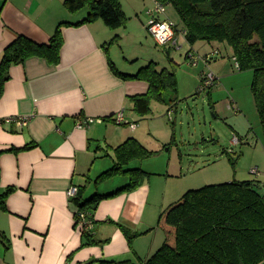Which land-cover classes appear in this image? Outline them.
<instances>
[{
	"label": "crops",
	"instance_id": "crops-1",
	"mask_svg": "<svg viewBox=\"0 0 264 264\" xmlns=\"http://www.w3.org/2000/svg\"><path fill=\"white\" fill-rule=\"evenodd\" d=\"M64 3L0 0V67L5 49L19 35L46 44L61 22L74 24L84 18V13H69ZM119 3L127 17L124 27L111 29L99 19L81 25L66 24L61 29L63 44L57 62L33 56L8 69L9 78L0 96V120H29L22 128L15 121L0 125V194L6 188L13 189L5 206H0V264H141L160 247L157 239L151 240V232L158 229L157 218L173 200L167 198L172 195L168 196L158 181L146 178L135 190L98 201L92 214V232L97 241H106L103 247H81V231L67 197L70 186L81 189L83 202L125 186L128 177L124 175L119 176L125 182L114 188L103 186L109 179L98 182L97 178L113 166L115 149L127 139L149 144L140 135L154 104L167 106L169 114L173 110L172 105L154 100L145 115L135 110L134 97L147 95L149 83L123 75H136L150 62L132 64L125 42L131 35L149 34V1L142 0L138 8L144 20L137 12L127 11L123 0ZM180 27L177 35L184 39ZM197 43L210 47L201 60L219 52L217 46L203 41L190 46ZM118 44L123 45L122 57ZM218 56L208 64L217 62ZM227 109L236 112L231 103ZM119 112L124 115L120 125L114 120ZM83 118L95 122L79 128ZM132 123L137 124L135 129L130 127ZM156 142L167 145L165 140ZM106 156L112 158L107 168L102 162Z\"/></svg>",
	"mask_w": 264,
	"mask_h": 264
},
{
	"label": "trees",
	"instance_id": "trees-1",
	"mask_svg": "<svg viewBox=\"0 0 264 264\" xmlns=\"http://www.w3.org/2000/svg\"><path fill=\"white\" fill-rule=\"evenodd\" d=\"M155 1L165 8L173 7L181 23L180 32L189 45L198 41L220 43L230 50L231 58L237 60L238 71L252 72L251 90L264 136V0ZM64 4L69 13H84V18L74 24L61 22L46 44L19 35L3 54L0 96L11 65L33 56H44L53 63L58 61L63 44L61 29L66 24L81 25L99 19L107 27L117 29L124 27L127 21L118 0H65ZM162 19L169 20L167 15ZM175 28L178 31L177 24ZM156 66L150 62L136 75L120 73L126 78L144 79L149 83L148 94L133 99L135 110L141 115L150 111L153 100L166 105H173L177 100L174 72L165 68L159 70ZM114 152L113 166L97 181L124 175L128 183L113 193L96 194L85 202L81 201L79 188L72 199L75 219V208L91 210L93 214L100 199L135 190L146 179L147 172L137 167L130 169L129 165L154 152L134 138L127 139ZM12 191L6 188L0 194L1 207L5 206ZM157 226L165 232L164 242L141 264H264V183L234 180L188 190L160 213ZM131 240L129 237L130 243ZM81 241V247L106 244V241H97L92 230L82 231Z\"/></svg>",
	"mask_w": 264,
	"mask_h": 264
},
{
	"label": "rangeland",
	"instance_id": "rangeland-1",
	"mask_svg": "<svg viewBox=\"0 0 264 264\" xmlns=\"http://www.w3.org/2000/svg\"><path fill=\"white\" fill-rule=\"evenodd\" d=\"M141 1L123 0L127 11L137 12L144 20L145 16L139 14L138 9ZM148 1L147 10L154 7L152 0ZM166 15L169 21L181 25L172 6L166 7ZM132 25L137 27L136 23ZM133 36L127 37L125 42V52L132 56L129 61L138 66L152 61L157 63L159 70L166 68L174 72L177 100L171 106V115L166 112L167 106L164 108L158 103L154 108L152 106L140 135L149 144L139 142L154 153L135 160L129 165L130 169L140 166L148 173L146 178L158 181L164 192L167 190L168 196L172 195L167 197L172 202L186 191L206 185L234 180L264 182V136L251 90L252 72L236 70L230 50L220 43H212L220 52L217 62L206 64L200 57L209 50L208 45L197 43L191 47L177 35V46L168 48L158 45L147 32ZM122 46H116L121 47L118 51L121 57ZM187 55L193 56L192 59ZM210 71L218 78L216 84L200 90V73ZM228 103L236 108V112L227 109ZM234 136L238 138L236 143H232ZM157 139L165 140L167 145H157ZM102 162L109 167L112 158L103 157ZM252 168H257V173L253 174ZM123 182L125 179L116 175L103 186L114 188ZM157 228L151 232V240L157 239L161 246L165 232L161 227Z\"/></svg>",
	"mask_w": 264,
	"mask_h": 264
},
{
	"label": "built area",
	"instance_id": "built-area-1",
	"mask_svg": "<svg viewBox=\"0 0 264 264\" xmlns=\"http://www.w3.org/2000/svg\"><path fill=\"white\" fill-rule=\"evenodd\" d=\"M154 7L149 9L147 11L148 14V21H147V31L149 34L153 36L156 43L160 46H177V31H176V23L169 21L167 19H162V16L166 15V8L160 4L159 2L152 0ZM184 37V35H183ZM219 52L214 51L213 53L207 54L203 60L206 64L215 56H217ZM190 56V55H189ZM193 57V56H192ZM190 56L189 58L192 59ZM234 62V68L238 70V62L235 58H232ZM217 77L210 71V72H204L201 76V84L199 89L204 90L211 88L214 86L217 82ZM29 120L28 117H19V118H6L4 120H0V125L2 122H11L15 121L17 127L22 128L23 125L27 123ZM115 122L120 125L124 123V115L123 112H119L114 116ZM95 119L93 118H83L78 122V127L81 128L82 126L87 125L90 126L94 124ZM98 122H101V120H98ZM130 127L132 129H135L137 127L136 123L130 124ZM238 141L237 136H234L232 139V143H236ZM252 173H257V168H252ZM79 191V187L77 186H70L67 190V197L72 202V199H74ZM73 206V204H72ZM77 218L75 219L76 226L80 229V231H91L93 229L94 223H93V216L92 211H79L77 208H75Z\"/></svg>",
	"mask_w": 264,
	"mask_h": 264
}]
</instances>
